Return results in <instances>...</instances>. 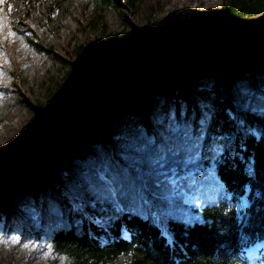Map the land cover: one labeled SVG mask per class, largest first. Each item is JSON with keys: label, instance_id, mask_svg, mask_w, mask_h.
<instances>
[{"label": "rangeland", "instance_id": "1", "mask_svg": "<svg viewBox=\"0 0 264 264\" xmlns=\"http://www.w3.org/2000/svg\"><path fill=\"white\" fill-rule=\"evenodd\" d=\"M119 1L123 7H101L92 0L0 4V111L11 106L0 119V264H73L47 238L53 228L70 224L71 207L62 187L90 204L95 199L107 205L111 219L120 213L118 205L144 216L156 206L165 218L200 219L201 206L225 193L210 160L228 138L223 132L219 140V133L212 131L214 105L227 98L241 117L247 113L264 119L260 51L192 69L195 83L209 94L197 109L147 84L143 113L124 97L129 93L134 98L131 90L113 82L111 104L116 111L97 119L78 121V116L56 130L51 117L90 89L91 81L77 71L79 62L71 52L87 40L104 41L103 25L109 31L125 29L133 42L153 32L159 42L174 45L206 37L223 10V0H141L136 11ZM233 16L234 28L264 31L254 16ZM182 28L189 29L188 34L180 35ZM32 31L42 50L28 41ZM128 76L156 75L147 69L140 77ZM52 137H57L55 147L45 161H33V174L25 164ZM82 218L80 212L75 223ZM260 249L264 239L246 250L253 255Z\"/></svg>", "mask_w": 264, "mask_h": 264}, {"label": "trees", "instance_id": "2", "mask_svg": "<svg viewBox=\"0 0 264 264\" xmlns=\"http://www.w3.org/2000/svg\"><path fill=\"white\" fill-rule=\"evenodd\" d=\"M92 1L101 7L111 3L123 7L119 0ZM140 2L125 0L129 11H136ZM233 14L254 16L257 23L263 25L264 0H223L219 23L205 31V36L229 40L236 35L260 32L232 27ZM188 30L182 28L179 33L186 35ZM101 32L106 36L104 41L93 38L71 52L79 62L77 71L91 81L90 89L67 104L61 114L51 117L56 130L78 116V121L97 119L116 111L111 104L115 87L110 85L113 82L131 90L134 98L129 93L124 97L132 100L131 104L143 113L147 84L165 96L186 100L190 109H197L200 101L209 98V94L195 83L192 67L181 71L165 70L145 78L128 76L148 57L151 48L166 52L194 40L165 44L159 42L153 32H145L133 42L125 29L109 31L105 25ZM33 34L36 33L32 31L27 36L28 41L42 50V43ZM261 53L264 54V50ZM239 55L248 56V53L232 54L233 57ZM214 106L212 131L219 133V140L223 132L228 138L225 147L210 160L225 193L214 203L201 206L200 219L165 218L156 206L152 207L150 216H144L121 205H118L120 213L111 219L107 205L95 199H90V204L62 187L64 201L71 207L70 224L59 225L47 235L53 249L67 255L73 264H264L263 249L253 255L246 250L264 239V119H253L247 113L241 117L237 106L227 98ZM56 140L57 137L46 138L25 164L33 174L37 175L33 161H45ZM207 150L205 147V155ZM243 196L247 197L246 203L242 201ZM80 212L82 221L75 223V216ZM123 256L127 259L120 261Z\"/></svg>", "mask_w": 264, "mask_h": 264}, {"label": "water", "instance_id": "3", "mask_svg": "<svg viewBox=\"0 0 264 264\" xmlns=\"http://www.w3.org/2000/svg\"><path fill=\"white\" fill-rule=\"evenodd\" d=\"M264 50V31L250 35H236L229 40L206 36L174 50L157 52L150 49L149 55L133 71L140 77L149 69L154 75L165 70L181 71L186 67L196 69L205 63L229 58L233 53H255Z\"/></svg>", "mask_w": 264, "mask_h": 264}, {"label": "bare ground", "instance_id": "4", "mask_svg": "<svg viewBox=\"0 0 264 264\" xmlns=\"http://www.w3.org/2000/svg\"><path fill=\"white\" fill-rule=\"evenodd\" d=\"M10 112H11V106L8 105L5 111H0V119L4 118L7 115V113H10Z\"/></svg>", "mask_w": 264, "mask_h": 264}, {"label": "snow or ice", "instance_id": "5", "mask_svg": "<svg viewBox=\"0 0 264 264\" xmlns=\"http://www.w3.org/2000/svg\"><path fill=\"white\" fill-rule=\"evenodd\" d=\"M5 3V0H0V4ZM9 11H11V8H9ZM3 25L0 24V27H2ZM10 35H15V33H10Z\"/></svg>", "mask_w": 264, "mask_h": 264}]
</instances>
